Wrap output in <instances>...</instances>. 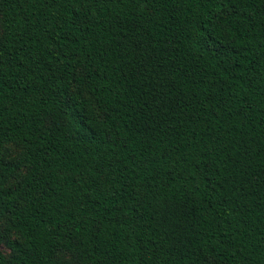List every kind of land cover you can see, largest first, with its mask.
Listing matches in <instances>:
<instances>
[{
	"label": "trees",
	"instance_id": "obj_1",
	"mask_svg": "<svg viewBox=\"0 0 264 264\" xmlns=\"http://www.w3.org/2000/svg\"><path fill=\"white\" fill-rule=\"evenodd\" d=\"M0 10V264H264V0Z\"/></svg>",
	"mask_w": 264,
	"mask_h": 264
},
{
	"label": "rangeland",
	"instance_id": "obj_2",
	"mask_svg": "<svg viewBox=\"0 0 264 264\" xmlns=\"http://www.w3.org/2000/svg\"><path fill=\"white\" fill-rule=\"evenodd\" d=\"M1 22H2V14L0 10V38L2 37V33H3ZM77 89L78 87L75 86L73 88V91H77ZM22 149L23 147L19 144H15V143L6 144L3 148V154L8 160H10V159L17 157L22 152ZM26 171L27 170L25 168L21 169L16 175V177H13L9 180V185L15 186L18 180L26 174ZM11 226L12 224L8 216L0 220V235L2 236V239H3V242L0 248L3 254L7 258H11L12 256V249L10 247V243L17 241L20 238L18 232L11 230ZM64 257L70 258L71 255L64 254Z\"/></svg>",
	"mask_w": 264,
	"mask_h": 264
}]
</instances>
